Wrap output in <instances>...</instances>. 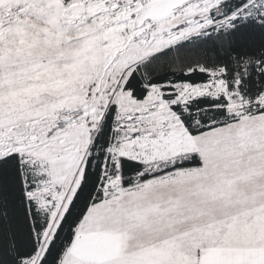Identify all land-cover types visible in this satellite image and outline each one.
Instances as JSON below:
<instances>
[{
	"label": "snow or ice",
	"instance_id": "snow-or-ice-1",
	"mask_svg": "<svg viewBox=\"0 0 264 264\" xmlns=\"http://www.w3.org/2000/svg\"><path fill=\"white\" fill-rule=\"evenodd\" d=\"M0 264H264V0H0Z\"/></svg>",
	"mask_w": 264,
	"mask_h": 264
}]
</instances>
